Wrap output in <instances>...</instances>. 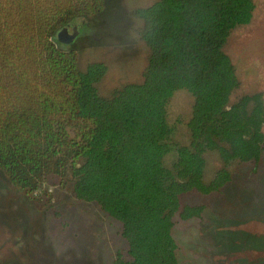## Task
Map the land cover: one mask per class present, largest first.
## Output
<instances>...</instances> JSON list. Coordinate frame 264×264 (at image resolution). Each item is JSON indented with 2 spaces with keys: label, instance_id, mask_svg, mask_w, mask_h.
<instances>
[{
  "label": "trees",
  "instance_id": "16d2710c",
  "mask_svg": "<svg viewBox=\"0 0 264 264\" xmlns=\"http://www.w3.org/2000/svg\"><path fill=\"white\" fill-rule=\"evenodd\" d=\"M254 1L158 0L134 10L150 52L143 82L102 96L108 67L82 71L55 36L76 18H99L110 0H0V170L38 208L33 196L46 185L100 206L127 244L128 259L119 253L113 264H179L176 218L205 210L182 197H221L235 167L257 175L264 159L263 95L233 99L241 83L224 51ZM178 90L194 99L186 144L168 122ZM208 153L222 163L211 176Z\"/></svg>",
  "mask_w": 264,
  "mask_h": 264
},
{
  "label": "rangeland",
  "instance_id": "374dc122",
  "mask_svg": "<svg viewBox=\"0 0 264 264\" xmlns=\"http://www.w3.org/2000/svg\"><path fill=\"white\" fill-rule=\"evenodd\" d=\"M156 1L110 0L102 16L76 18L70 26L74 32L61 30L55 43L78 53L82 71L100 63L108 67L98 85L102 96L139 84L150 52L138 34L142 23L132 12ZM254 2L252 20L233 30L224 48L241 83L234 100L262 94L264 101V0ZM193 104L187 91L178 90L168 106L176 140L185 144ZM206 159L208 176L222 167L217 154L208 153ZM250 169L235 167L233 183L221 197H182V204L205 210L200 219L176 218L173 235L179 264H264V159L259 174L251 175ZM33 200L43 206L38 208L0 170V264H113L119 253L128 259L122 225L96 203L80 201L52 185L34 194Z\"/></svg>",
  "mask_w": 264,
  "mask_h": 264
},
{
  "label": "water",
  "instance_id": "95a60500",
  "mask_svg": "<svg viewBox=\"0 0 264 264\" xmlns=\"http://www.w3.org/2000/svg\"><path fill=\"white\" fill-rule=\"evenodd\" d=\"M69 31H70V32H74V30H73V29H71V27H69Z\"/></svg>",
  "mask_w": 264,
  "mask_h": 264
}]
</instances>
